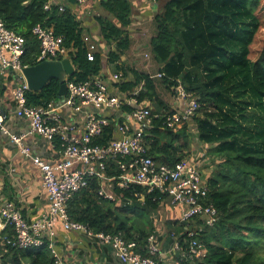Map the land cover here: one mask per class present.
I'll return each mask as SVG.
<instances>
[{
	"label": "trees",
	"instance_id": "obj_1",
	"mask_svg": "<svg viewBox=\"0 0 264 264\" xmlns=\"http://www.w3.org/2000/svg\"><path fill=\"white\" fill-rule=\"evenodd\" d=\"M48 1L0 0V17L6 27L26 40L23 66L40 63V42L33 29L42 24L63 36L68 47L77 49L73 58L76 73L70 81L83 82L99 74L103 47L90 61L84 28L72 8L61 11L53 5L46 9ZM263 1L167 0L154 16L157 33L151 52L164 74L161 80L171 93L180 80L186 91L198 98L201 106L194 117L198 139L213 157L208 184L210 200L219 213L217 223L210 227L197 219L194 223L168 224L169 239L177 235L184 252L193 238L207 249L205 257L184 264H264V44L257 58H251V46L262 27L257 11ZM100 6L113 17L99 15L96 20L102 43L115 44L110 56L117 62L132 44L128 28L133 23V5L130 0H102ZM115 69L133 76L120 85L123 91L143 84L141 101H151L156 112L170 110L151 74L126 64H117ZM60 87V81L52 79L41 92L28 91L29 105L42 106L55 100ZM163 121L155 119L146 132L148 155L159 164L174 166L185 159L192 139L188 125L175 132L163 126ZM114 173L120 174L117 170ZM115 193L119 201L103 199L93 183L70 202L69 213L96 232L122 233L128 240L137 237L144 245L156 229L142 226L139 214L158 211L164 196L147 195L142 202L133 195L134 188H116ZM132 213L138 217L128 216ZM194 227L197 234L190 236ZM12 235L10 226L0 232V264H54L47 246L12 247L6 244Z\"/></svg>",
	"mask_w": 264,
	"mask_h": 264
},
{
	"label": "built area",
	"instance_id": "obj_2",
	"mask_svg": "<svg viewBox=\"0 0 264 264\" xmlns=\"http://www.w3.org/2000/svg\"><path fill=\"white\" fill-rule=\"evenodd\" d=\"M77 1L80 7L87 4V0ZM53 5L59 6L61 11L69 7L68 2L55 0H50L45 7L50 9ZM33 33L40 42L38 62L63 59L73 62L77 49L68 47L65 38L57 35L52 27L38 24ZM88 49V59L94 61L95 45L89 44ZM25 54V38L8 29L0 17V72L12 71L18 77L23 76ZM163 76L162 73L157 75ZM131 77L123 71L110 75L101 71L83 82L70 81L68 76L66 95L42 106L29 105V85L25 79L19 80L13 91L12 113L0 106V132L41 171L50 209L39 220L29 221L16 203L6 202L0 207V231L8 226L13 230L6 244L17 248L47 246L54 264H68L56 244V226L60 225L66 231L80 232L110 247L121 264H160L162 251L155 232L142 245L137 237L128 240L122 233L96 232L71 217L70 202L93 183L98 186L99 197L106 200L119 201L116 188H134L133 195L142 202L147 195L158 193L164 196L163 201L180 207L181 222L194 223L200 219L210 227L217 223L219 213L210 200L208 177L200 167L187 159L174 166L159 164L148 155L146 143V132L154 126L155 119L164 118L163 126L175 132L190 124L201 106L198 98L187 92L178 80L173 87L178 107L156 112L149 100L139 99L143 84L132 91L120 88L124 82L131 81ZM9 114L26 120L29 130L20 135L12 132L8 125ZM35 135L57 144L61 158L50 162L36 155L26 143ZM115 170L120 174L116 175ZM137 187L144 191L138 192ZM197 231L194 227L189 235L194 236ZM173 240L168 251L172 255L171 264H184L207 254L202 242L195 238L186 252L181 250L179 239Z\"/></svg>",
	"mask_w": 264,
	"mask_h": 264
},
{
	"label": "crops",
	"instance_id": "obj_3",
	"mask_svg": "<svg viewBox=\"0 0 264 264\" xmlns=\"http://www.w3.org/2000/svg\"><path fill=\"white\" fill-rule=\"evenodd\" d=\"M55 1L69 3V7L72 8L73 13L84 28L85 32L83 38L86 39V45L88 48L89 44H91L92 47L95 45L96 51L103 47L104 61L102 72H104L106 75L117 72L115 69L117 64H126L131 68L145 71L137 67L141 61L139 60L138 54L136 53V47L134 46V43L135 41H142L150 38V53L146 54L150 57L147 58L146 55L145 57L147 60H151V58H153V54L151 52V42L157 31L155 33V30H152V33L148 34V21L146 20V16L151 12H156L157 14L161 10H159V3L166 2L167 0H161L158 2H153L150 0H130L133 5V12H135L134 7H137L138 2H142L140 8L137 9L140 13L138 16L134 13L132 15L133 23L128 28L132 44L130 49L127 50L117 62H112L110 56V53L116 50L115 44L106 45L105 43H102L103 38L101 37L100 26L97 23L96 15H92V12L95 9L99 8L103 10V8L100 6L102 0H87V4L81 7L78 4H71L70 0ZM48 2H50V0ZM76 2L78 1L76 0ZM135 18L139 20L135 21ZM155 63L158 69V73L156 75H153L148 71L145 72L151 74V76L156 79L158 92L163 101L170 108V110L163 109L162 111H172L178 107L179 102L177 101L175 94L171 93L167 89L166 85L162 82V78L157 77V75L162 72H160L159 64L156 61ZM111 69H115V71H112ZM130 74L131 72L128 73V75ZM132 78L133 76L131 79ZM19 80V77L16 76V74H14L12 71H9L5 74L0 72V106L6 108L10 113H12L11 110L15 108L13 91L18 85ZM164 88L173 94V97H169L168 99L164 98L161 95V91ZM151 104L154 108L156 107L152 102ZM9 118L8 125L11 131L15 134L20 135L23 132L29 130V123L26 120L19 119L13 114H9ZM199 142L202 143L200 140ZM26 143L36 155L42 156L45 160L55 162L61 158L60 147L57 144L48 142L38 135L29 137L26 140ZM200 145L203 147V149L197 152L192 140V146L189 148V151H186L187 154L185 159L197 164L198 166H201V164H213V157L209 156L208 154L209 147L204 143ZM203 167L208 170L211 169V165ZM210 173H208V175ZM8 201L16 203L29 221L39 220L45 214H47L50 209L48 192L43 187L41 171L32 163L29 158H26L20 152L18 146L11 143L8 136L0 132V207H2ZM161 204L162 205L159 210L153 213V224L156 223V230L154 232L158 237V243L161 246L162 251V259L160 264H171L172 255L168 254V251L172 247L174 240H170L168 234L165 235L163 223L159 224V226L157 223L165 220L167 222L166 225L169 226V222H181L182 209L178 206L170 204L168 200L163 201ZM56 233V244L58 250L61 251V254L68 264H121L114 257L110 247L100 245L97 243V241L88 239L80 232L66 231L60 225H57ZM173 238L179 239L177 235H173Z\"/></svg>",
	"mask_w": 264,
	"mask_h": 264
},
{
	"label": "rangeland",
	"instance_id": "obj_4",
	"mask_svg": "<svg viewBox=\"0 0 264 264\" xmlns=\"http://www.w3.org/2000/svg\"><path fill=\"white\" fill-rule=\"evenodd\" d=\"M141 3L142 2H138L137 7H134L135 12H133V13L136 14L137 16L140 13L137 9L140 8ZM164 3L165 2H160L159 3V7H160L159 10L163 7ZM257 13H258V15H259V17L261 19L262 27L260 28L257 36L255 37V41H254L253 45L251 46V50H252L251 58L253 60H255L257 58L258 52L262 48V46L264 44V1L262 3L261 7L258 9ZM155 14H156V12H151V13H149V15L146 16V20L148 21V23H147L148 34L152 33V30H155V33L157 31L155 23H154ZM92 15H94V16L95 15L96 16L97 15L98 16L99 15H104V16H107L109 18H113L109 13H107L106 11H104L102 9H99V8L95 9L92 12ZM134 20L138 21L139 19L135 18ZM149 40H150V38L147 39V40L135 41V43H134V46L136 47V49H135L136 53L138 54V58L141 61V63L139 65H137V67H139V69L148 71V72H150L153 75H156L158 73V69H157L154 57L151 58V60H147L146 57H145V55L147 53H150L149 52V43H150ZM134 66H136V65H134ZM111 70L115 71V69H111ZM161 95L164 98H166V99H168L169 97H173V94H171L166 88L162 89ZM154 109H156V107ZM196 128H197L196 127V122L193 119V121H191V123L188 124V131H189V133L191 135V139L194 142V146H195L197 152H199L200 150L203 149V147L200 145L202 143L199 142L198 130ZM209 165H211V164H201V166L199 165L201 171L203 172V174L205 176H207L208 173H210L211 169L210 170L205 169L203 166H209ZM139 215H140V217L135 216V214L132 213V214H129L128 216H131V217H134V218L138 217L140 219V221H141V222L139 221V223L142 226H145L146 228H149V227L151 228L153 226L156 229V223L153 224V216L154 215L152 213H141ZM162 223H163V227L165 228V235L169 234L170 228L166 225L167 222L165 220H163L160 223H157V225L159 226V224H162Z\"/></svg>",
	"mask_w": 264,
	"mask_h": 264
},
{
	"label": "water",
	"instance_id": "obj_5",
	"mask_svg": "<svg viewBox=\"0 0 264 264\" xmlns=\"http://www.w3.org/2000/svg\"><path fill=\"white\" fill-rule=\"evenodd\" d=\"M70 1L76 4V0ZM22 72L23 76H19V79H25L33 92L44 90L52 79L59 80L61 87L58 97L62 98L67 93V78L76 73V68L70 59L44 60L37 65L24 67Z\"/></svg>",
	"mask_w": 264,
	"mask_h": 264
}]
</instances>
